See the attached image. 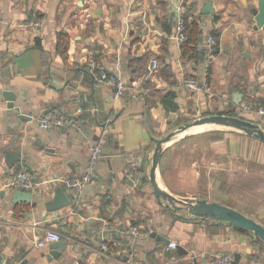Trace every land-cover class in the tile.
Masks as SVG:
<instances>
[{
  "label": "crops",
  "instance_id": "crops-1",
  "mask_svg": "<svg viewBox=\"0 0 264 264\" xmlns=\"http://www.w3.org/2000/svg\"><path fill=\"white\" fill-rule=\"evenodd\" d=\"M205 2L180 0L175 10V0H0V264H215L224 252L234 254L235 264H262L264 240L254 231L225 220L182 219L150 181L156 139L184 120L233 112L264 126V115L246 109L264 103V26L253 12L259 0H213L210 15L201 13ZM185 3L194 4L189 20L204 28L198 52H187L185 41L175 38ZM213 29L220 36L218 51L210 54L205 40ZM153 56L160 69L144 87L135 85ZM103 71L125 79L123 96L100 80ZM190 77L198 88L186 85ZM6 89L17 93L16 104L30 120L7 107ZM236 92L243 93L239 103ZM49 108L77 125L42 126ZM192 139L162 152L158 180L161 176L170 191L159 182L161 187L172 194L164 159ZM100 141L94 180L83 188L61 184L57 178L84 172ZM9 146L21 159L7 160ZM230 153L232 160L264 163V147ZM22 170L32 178L33 186L22 188L33 192L31 203L13 201L16 186L10 180ZM245 173L254 170L243 168ZM59 185L71 204L50 211L47 202ZM221 193L204 198L264 225L241 201ZM254 203L264 206V199ZM111 227L116 231L109 233ZM49 229L67 240L58 258L51 252L54 241L37 245ZM152 231L188 253L167 248L169 242Z\"/></svg>",
  "mask_w": 264,
  "mask_h": 264
},
{
  "label": "rangeland",
  "instance_id": "rangeland-1",
  "mask_svg": "<svg viewBox=\"0 0 264 264\" xmlns=\"http://www.w3.org/2000/svg\"><path fill=\"white\" fill-rule=\"evenodd\" d=\"M194 119L196 118L191 117L187 121L180 122L179 125L182 126ZM180 126L170 128L162 137L171 131H177ZM260 127L264 130V126ZM189 135H193L189 145H185L182 150L169 153L163 162L167 168L169 188L176 191L173 195L188 202H196L198 198L204 196L217 198L222 194L221 192L224 193L223 187L227 186L223 185V182L227 181L231 193L226 191L225 193L231 196V199L241 201L240 206L247 213L264 219V212L260 211L264 206L254 203L264 199V163L245 162L242 159L237 160L236 157L232 160L233 154H229V152L235 154L238 150L264 147V142L234 127L205 124L197 132L188 128L177 133L165 146L173 145ZM249 167L253 168L254 174H242L243 168ZM159 182L166 187L161 176ZM162 201L169 205L167 207L170 212H178L182 219L188 217L196 218L198 222L202 221L200 216L193 214L182 204L176 203L177 206L173 207L169 200L162 199ZM260 243L262 250L258 261L264 264V242L260 240Z\"/></svg>",
  "mask_w": 264,
  "mask_h": 264
},
{
  "label": "water",
  "instance_id": "water-1",
  "mask_svg": "<svg viewBox=\"0 0 264 264\" xmlns=\"http://www.w3.org/2000/svg\"><path fill=\"white\" fill-rule=\"evenodd\" d=\"M175 2H176V5H174V9L177 10L179 7L180 0H175ZM253 12L256 16L257 25L259 27L264 26V0H259V7L254 8ZM201 13L206 14V15L215 13V8L213 6V0H206V2L201 8ZM200 41H203V38H201ZM3 94H4L5 99L8 101L7 107L15 111L17 113V116L21 120L28 121L32 118L30 114H27L26 112L22 111L20 105L16 104L17 93L14 90L6 89L4 90ZM242 97H243L242 92L235 93V101L237 103L240 102ZM49 112H51V108L47 109L44 112V114H42L41 118H43ZM205 123L234 127V128L245 131L249 135H254L257 138L264 141V130L260 127L258 123H255L244 116L227 114V113H216V114L201 116V117H198L194 120L187 122L186 124L179 127L177 131H173L162 138L156 139V147L153 153V161H152V166H151V171H150V181H151V184L154 188V191L157 197L160 199L169 200L173 204V207L177 206L176 203H180L182 204L183 207L190 209V211L193 214L200 216L204 220H225V221L230 222L234 226L252 230L261 239L264 240V225L258 220H256L255 218L247 215L246 213L230 205L223 204L217 201H211L208 198H198L196 202H188L186 200L177 198L175 195H173L172 193H170L169 191L161 187L159 180H158L157 172L159 168V162L161 159V155L165 148V145L168 142H170L177 133L183 132L194 125H200V124H205ZM12 148H13L12 146H9V148L5 150L7 160L10 162H14L15 160L21 159L22 153L13 152L11 150ZM125 176L128 178V175H125ZM112 180H113V172H111L110 174L111 183H112ZM32 199H33L32 191L24 190L20 187H16L14 191V198H13L14 202L24 201V202L31 203ZM70 204H71L70 196L67 194L65 189L59 185L55 188L54 198L50 200L49 202H47V208L50 211H57V210H60L62 208L69 206ZM108 231L110 233L116 230L114 227H111L108 229ZM150 235L153 237H157L159 240H163L167 242L170 241L168 237L159 234L157 231H152ZM66 246H67V240L54 241L51 244V248H52L51 252L53 256L55 258H58L61 253L66 251ZM177 249H178V252L182 255H185L188 253V251L181 244H178ZM129 257L130 256H125V259H129Z\"/></svg>",
  "mask_w": 264,
  "mask_h": 264
},
{
  "label": "built area",
  "instance_id": "built-area-1",
  "mask_svg": "<svg viewBox=\"0 0 264 264\" xmlns=\"http://www.w3.org/2000/svg\"><path fill=\"white\" fill-rule=\"evenodd\" d=\"M175 38L178 41L184 42L187 40V34L185 31V22L184 19L181 18L178 24L177 28V34ZM205 46L207 51L210 54H214L217 46H218V40L212 34L209 32L207 34L206 40H205ZM92 64H95L94 61H92ZM160 59L156 56H153L149 59L145 66V73L141 77V79L137 82H134L135 85L143 86L151 80L155 74L160 69ZM100 80L106 82L107 84L111 85L115 88V96L121 97L124 95L126 89H127V82L125 79H123L120 76H117L115 74L103 71L100 74ZM185 83L187 86L191 88H198V80L196 78H187L185 79ZM208 90V88H206ZM246 109L252 112H257L260 115H264V105H252L249 104L246 106ZM41 124L44 127L51 128L54 126H63V125H77V120L74 118H70L67 114L61 113V112H49L46 114L43 118H41ZM103 152V141H100L97 145H95L92 149V152L90 154L89 160L87 165L85 166V170L82 174L79 175H71L66 176L62 178H57L61 184L68 188H83L87 184L91 183L94 180L95 172H96V165L99 157L101 156ZM10 184L16 187L20 188H30L33 186L32 178L30 173L27 170H22L16 174H14L10 180ZM108 228V226H105ZM135 231V229L131 230ZM63 235L55 230H47L44 237L37 241L38 246H44L46 243L50 241H59L61 240ZM178 242L174 240H170L168 243L167 248H177ZM104 249H108V245H103ZM215 264H235V256L233 253L230 252H224L217 254Z\"/></svg>",
  "mask_w": 264,
  "mask_h": 264
},
{
  "label": "trees",
  "instance_id": "trees-1",
  "mask_svg": "<svg viewBox=\"0 0 264 264\" xmlns=\"http://www.w3.org/2000/svg\"><path fill=\"white\" fill-rule=\"evenodd\" d=\"M185 5H186V12L183 13V15H182V18L184 19V22H185V31L187 34V40L185 41V48H186L187 52H189V51L198 52L199 51V42H200L201 37L203 36L204 28L202 27L201 23L189 20V15L194 10V4L185 3ZM210 32L212 34H214V36L219 41L220 30L213 29ZM217 51H218V46H217L214 53H216ZM252 105H255V106L256 105H264V103H258V104L256 103V104H252ZM229 114L237 115L236 113H233V112H231ZM192 136L193 135L186 136L182 140L184 141L186 139L191 138ZM223 185H226L228 187V188L223 187L224 191L231 193L230 187L228 186V182L224 181ZM238 228L241 230H248V229H245L242 227H238ZM105 242H107V241L105 240Z\"/></svg>",
  "mask_w": 264,
  "mask_h": 264
},
{
  "label": "bare ground",
  "instance_id": "bare-ground-1",
  "mask_svg": "<svg viewBox=\"0 0 264 264\" xmlns=\"http://www.w3.org/2000/svg\"><path fill=\"white\" fill-rule=\"evenodd\" d=\"M205 124H210V123H205ZM205 124H200V125H194V126H192V127H190L191 128V130L192 131H199V129L202 127V126H204ZM210 125H212V124H210Z\"/></svg>",
  "mask_w": 264,
  "mask_h": 264
}]
</instances>
